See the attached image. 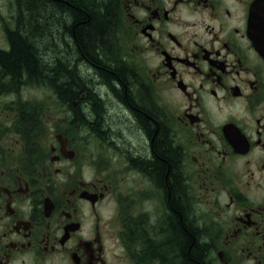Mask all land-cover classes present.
Wrapping results in <instances>:
<instances>
[{
    "label": "flooded vegetation",
    "instance_id": "obj_1",
    "mask_svg": "<svg viewBox=\"0 0 264 264\" xmlns=\"http://www.w3.org/2000/svg\"><path fill=\"white\" fill-rule=\"evenodd\" d=\"M112 2L113 48L72 62L99 116L5 66L21 3L0 0V264H193L186 231L203 264H264V0Z\"/></svg>",
    "mask_w": 264,
    "mask_h": 264
},
{
    "label": "trees",
    "instance_id": "obj_2",
    "mask_svg": "<svg viewBox=\"0 0 264 264\" xmlns=\"http://www.w3.org/2000/svg\"><path fill=\"white\" fill-rule=\"evenodd\" d=\"M20 3V29L12 34V51L4 55L5 66L17 76L21 75L23 69L31 75L48 76L65 97L79 98L80 103L88 104L91 115L101 116L102 105L96 96L89 93L87 98L83 96L84 98L80 99L84 86L93 82L90 79L92 76L89 77L90 74L80 72L72 62L77 54L83 63L97 70L100 48L104 50L113 48L109 38L116 18L112 0H20ZM75 23H77L76 26ZM73 26L78 33L83 53L76 45L72 47L73 52H66L60 47L62 30L71 37ZM61 53L65 55L61 57ZM109 68L107 66V69ZM104 75L108 81L112 78L120 83H122L120 79L124 77L121 73L107 72ZM143 118L146 124L152 121L156 125L154 120ZM99 125L98 123L96 126L99 127ZM156 144L160 158H154L147 167L156 169L161 180L165 177L169 179L176 171L174 155L166 149L162 150L159 140ZM179 230L185 231L181 229V226ZM184 233L187 240L182 243H184L186 257L189 252L193 258V260L189 259L191 263L203 264L198 257L200 256L198 241L195 240L192 243L191 236L187 231Z\"/></svg>",
    "mask_w": 264,
    "mask_h": 264
},
{
    "label": "water",
    "instance_id": "obj_3",
    "mask_svg": "<svg viewBox=\"0 0 264 264\" xmlns=\"http://www.w3.org/2000/svg\"><path fill=\"white\" fill-rule=\"evenodd\" d=\"M259 9H257V17L255 19V24L257 26V28L259 29V31L261 32V34H263V30H264V15H263V10L262 8L258 7Z\"/></svg>",
    "mask_w": 264,
    "mask_h": 264
}]
</instances>
